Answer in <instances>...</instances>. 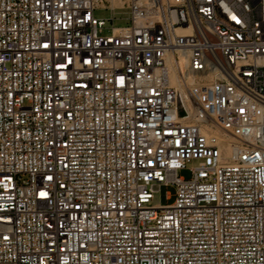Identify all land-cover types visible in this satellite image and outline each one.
I'll use <instances>...</instances> for the list:
<instances>
[{
	"label": "built area",
	"instance_id": "2783aa9c",
	"mask_svg": "<svg viewBox=\"0 0 264 264\" xmlns=\"http://www.w3.org/2000/svg\"><path fill=\"white\" fill-rule=\"evenodd\" d=\"M0 264H264V0H0Z\"/></svg>",
	"mask_w": 264,
	"mask_h": 264
},
{
	"label": "rangeland",
	"instance_id": "374dc122",
	"mask_svg": "<svg viewBox=\"0 0 264 264\" xmlns=\"http://www.w3.org/2000/svg\"><path fill=\"white\" fill-rule=\"evenodd\" d=\"M95 16L97 19L105 22V27L101 30V34L107 35L111 32L112 25L115 26H126L128 25L127 22V13L124 11H118L117 15L115 16L117 19L113 23L111 22L112 13L110 10L105 9H98L95 12ZM194 166V163H189L186 169H182L179 171V175L184 177L185 179L189 180L192 178L191 168ZM170 198L168 199V196ZM176 201V188L175 186H165L162 185L160 190L156 192L155 199L152 201V204L156 205H172Z\"/></svg>",
	"mask_w": 264,
	"mask_h": 264
},
{
	"label": "bare ground",
	"instance_id": "6f19581e",
	"mask_svg": "<svg viewBox=\"0 0 264 264\" xmlns=\"http://www.w3.org/2000/svg\"><path fill=\"white\" fill-rule=\"evenodd\" d=\"M112 3H113L114 6H120V5H122V0H112ZM214 133L219 135L221 138H226V139L229 140V138L228 137H224L222 132L220 130H218V129L215 130ZM226 148H227V151L229 153V147L226 146Z\"/></svg>",
	"mask_w": 264,
	"mask_h": 264
}]
</instances>
